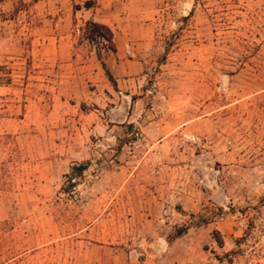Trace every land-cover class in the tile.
Here are the masks:
<instances>
[{
	"label": "rangeland",
	"instance_id": "374dc122",
	"mask_svg": "<svg viewBox=\"0 0 264 264\" xmlns=\"http://www.w3.org/2000/svg\"><path fill=\"white\" fill-rule=\"evenodd\" d=\"M0 264H264V0H0Z\"/></svg>",
	"mask_w": 264,
	"mask_h": 264
},
{
	"label": "trees",
	"instance_id": "16d2710c",
	"mask_svg": "<svg viewBox=\"0 0 264 264\" xmlns=\"http://www.w3.org/2000/svg\"><path fill=\"white\" fill-rule=\"evenodd\" d=\"M85 6H87V7H89L90 5H85ZM88 24H90L91 26H93L94 28L92 29V31L94 32V31H96V29L95 28H102V27H104V28H106V26L105 25H103V24H98V23H96V22H94V21H88ZM179 232V231H178ZM177 232V233H178Z\"/></svg>",
	"mask_w": 264,
	"mask_h": 264
},
{
	"label": "crops",
	"instance_id": "0c3cea01",
	"mask_svg": "<svg viewBox=\"0 0 264 264\" xmlns=\"http://www.w3.org/2000/svg\"><path fill=\"white\" fill-rule=\"evenodd\" d=\"M116 54H118V52H116ZM120 56V55H119ZM119 61L121 62V63H123V61L121 60V59H119Z\"/></svg>",
	"mask_w": 264,
	"mask_h": 264
}]
</instances>
